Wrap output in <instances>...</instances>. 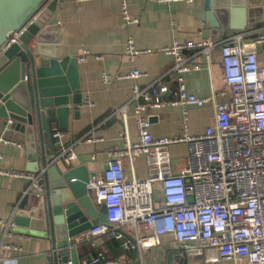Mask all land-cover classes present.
<instances>
[{
  "label": "crops",
  "instance_id": "1",
  "mask_svg": "<svg viewBox=\"0 0 264 264\" xmlns=\"http://www.w3.org/2000/svg\"><path fill=\"white\" fill-rule=\"evenodd\" d=\"M126 3L129 14L138 19L137 23L127 24L122 19L121 0H62L55 10L56 56L58 59H74L67 61L66 68L75 69L71 78L72 81L76 78L83 96L77 112L70 105L68 129L60 131V138L76 154L71 165H85L89 180L105 169L110 159L109 150L123 147L126 139L137 140L134 104L130 101L132 86H148L158 77H162L170 88L175 86V76L169 72L173 58L160 52L162 48L171 45L173 40L219 43L243 32H249L246 39H251L254 36L252 32L262 24V20L248 24L247 7L229 6L224 9L212 6L207 11L204 0H126ZM253 18L256 15L252 14L251 20ZM128 38H132L136 49L144 51L132 59L124 49ZM181 55L200 66L198 70L182 74L189 93L197 97H212L216 102L233 99L222 77L218 48L211 51L208 60L194 49H183ZM132 69H138L143 76L116 79ZM103 73L111 77L110 82H102ZM164 98L169 99L170 94L166 93ZM123 106L125 117L119 110ZM151 113L148 130L153 138L175 137L185 132L179 106H164L151 110ZM186 113L188 134H200L212 124L214 106L212 103L188 105ZM13 142H0V169L36 173L39 164L27 156L25 143ZM186 155L185 143L151 146L131 164H126L125 173L127 177L134 174L139 179L177 174L186 164ZM27 185L26 179L0 175V264L49 263L51 245L47 238L24 235L10 229L15 213L36 202L34 195L24 194ZM154 196L157 199L161 196L158 183L154 185ZM121 231L124 239L130 241L128 249L121 247V240L110 234L93 240L87 238L86 232L78 236L75 248L79 264L96 257L99 252L103 253V258L98 261L100 264H133L131 239L140 248L152 250L150 256L154 260L166 262L169 255L170 264H206L205 258L214 255L208 252L206 256H188L169 234L161 236L160 244L155 245L151 230L135 232L127 224ZM9 245L12 247H7Z\"/></svg>",
  "mask_w": 264,
  "mask_h": 264
},
{
  "label": "built area",
  "instance_id": "2",
  "mask_svg": "<svg viewBox=\"0 0 264 264\" xmlns=\"http://www.w3.org/2000/svg\"><path fill=\"white\" fill-rule=\"evenodd\" d=\"M46 1L38 5L26 22L34 18ZM120 15L127 24L138 22L129 14L126 0H121ZM252 33L251 39H246L249 32H243L219 43L173 40L160 50L173 58L169 72L175 76V86L170 88L162 77L145 87L132 86L130 101L134 104L137 140L126 139L123 147L109 150L105 169L87 183L93 202L106 207V222L86 231L89 240L110 234L128 249L130 241L124 239L121 228L129 224L135 232L151 230L155 245L160 244L161 236L169 234L188 256L213 252L205 258L206 264H264V16L261 26ZM214 48L219 50L222 77L233 95L229 102L189 93L182 77L183 73L200 68L198 63L182 57L183 49L197 50L208 60ZM124 49L131 59L144 52L135 48L132 38H128ZM141 76V71L132 69L116 79ZM101 80L108 83L111 77L103 73ZM166 93L170 94L169 99L164 98ZM207 103L214 106L212 124L200 134H188L186 107ZM164 106L181 108L185 131L182 135L153 138L149 133L151 110ZM124 108L119 110L125 117ZM52 136L57 139L59 150L53 161L70 165L76 158L72 147L61 142L60 132ZM0 142L14 144L1 136ZM170 143L187 146L186 164L177 174L145 179L134 174L127 177V163L131 164L151 146ZM0 175L26 179L24 194L35 198L42 195L40 172L0 169ZM155 183L160 186L158 199L154 196ZM102 258L103 253L99 252L82 264L97 263Z\"/></svg>",
  "mask_w": 264,
  "mask_h": 264
},
{
  "label": "water",
  "instance_id": "3",
  "mask_svg": "<svg viewBox=\"0 0 264 264\" xmlns=\"http://www.w3.org/2000/svg\"><path fill=\"white\" fill-rule=\"evenodd\" d=\"M42 1L0 0V136L25 143L27 156L39 164L35 172L41 173L42 188L35 203L15 213L10 229L47 238L48 264H79L75 239L106 222V207L93 203L85 165L53 161L59 150L52 135L67 131L70 105L77 112L83 96L76 78H71L75 69L66 68L74 59L56 56L54 15L62 0H47L26 22ZM204 6L207 11L212 6L247 7L248 24L264 16V0H204ZM252 14L256 18L251 20ZM131 243L133 264H170L169 255L166 262L154 260L152 250Z\"/></svg>",
  "mask_w": 264,
  "mask_h": 264
}]
</instances>
